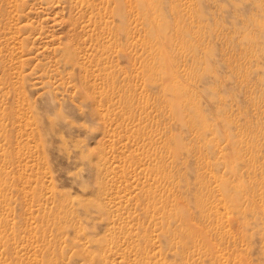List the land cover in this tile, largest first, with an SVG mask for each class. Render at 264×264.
Returning <instances> with one entry per match:
<instances>
[{
	"label": "rangeland",
	"instance_id": "obj_1",
	"mask_svg": "<svg viewBox=\"0 0 264 264\" xmlns=\"http://www.w3.org/2000/svg\"><path fill=\"white\" fill-rule=\"evenodd\" d=\"M0 264H264V0H0Z\"/></svg>",
	"mask_w": 264,
	"mask_h": 264
}]
</instances>
